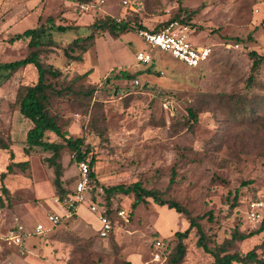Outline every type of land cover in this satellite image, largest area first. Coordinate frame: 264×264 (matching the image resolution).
Returning <instances> with one entry per match:
<instances>
[{
  "label": "rangeland",
  "instance_id": "rangeland-1",
  "mask_svg": "<svg viewBox=\"0 0 264 264\" xmlns=\"http://www.w3.org/2000/svg\"><path fill=\"white\" fill-rule=\"evenodd\" d=\"M120 1L91 0L82 9L73 0H0V63L26 55L25 43L9 45L4 34L7 26L17 21L8 34L47 24L48 19L64 26L75 25L78 20L90 24L105 16L134 18L153 30L175 16L185 17L183 8L195 12L189 20L193 28L186 26L188 38L195 46L212 49L210 59L198 69L185 67L158 49L154 50L156 57L150 68L138 64L143 69L137 74L134 68H120L122 64L137 65L135 55L145 47L135 33H128L123 40L100 38L80 62L68 65L71 70L62 67L66 60L58 59L61 51L56 52V57H45L54 59L50 62L60 64L58 67L69 77L90 72L82 84L96 89L87 108L65 98L53 104L54 111L62 125L70 122L64 129L69 137H83L96 156L98 185L93 184L92 190L97 199H101L102 188L138 182L178 202L192 218L200 217L206 236L217 244L229 238L234 228L243 234L256 231L264 219V90H250L247 83L252 64L249 53H264V0H134L128 8ZM89 32L83 27L62 35L54 33V39L66 46ZM128 68L136 77L115 79ZM24 76L30 79L31 74L26 71ZM256 80L264 84V66ZM8 81H3L0 74V88L6 87ZM18 82L8 84L5 96L0 92V131L16 142L12 146L13 162L28 161L29 166L12 168L8 173L6 167L11 161L8 153L0 150V176L6 175L0 180V201L4 204L0 208V264H37L47 256L34 251L41 249L42 253L45 246L50 254L59 255L56 264H168L174 234L184 232L188 221L152 199L132 210L133 196L113 198V207L130 212V220H114L106 239L96 233L80 237L71 217L67 219V206L56 196L54 169L44 161L51 154L35 149L25 157L22 145L17 144L23 140L26 127L10 99L13 90L9 88ZM252 105L258 106L253 116L250 112L240 114L241 107L250 109ZM189 109L195 112L197 121L189 116ZM49 139L56 140L53 135ZM57 163L61 167V184L70 196L78 163L67 148ZM173 171L176 176L169 184ZM244 182L248 184L242 186ZM91 199L92 193L86 192L78 206L90 212ZM234 203L236 207L230 208ZM251 213L256 214L255 220ZM55 215L60 220L50 225L48 217ZM92 221L97 229L98 221ZM37 224L47 228L42 235H34ZM19 225L22 229L18 234L25 237L21 246H15L4 238L11 230L17 232ZM157 242L164 248H157ZM196 242L193 229L184 241L186 254L181 264H214ZM254 248L264 259V231L234 242L231 252L246 254ZM157 252L159 261L154 260Z\"/></svg>",
  "mask_w": 264,
  "mask_h": 264
},
{
  "label": "trees",
  "instance_id": "trees-1",
  "mask_svg": "<svg viewBox=\"0 0 264 264\" xmlns=\"http://www.w3.org/2000/svg\"><path fill=\"white\" fill-rule=\"evenodd\" d=\"M73 2L77 5L88 6L91 0H73ZM183 12L186 13L185 17L175 16L170 21L163 23L158 29H153L152 31L158 32L173 21L185 24L192 29L193 27L192 25H189V20L195 14V12L184 8ZM77 29L78 27L73 26L72 24L61 26L57 25L52 19H48L47 24H41L38 27L27 29L22 33L14 35L8 41L12 44L17 41L28 40L26 55L23 59L9 63H0V74H3V81L9 80V78L15 72L26 67L27 65H32L36 70L37 78L34 84L19 85L16 89L14 105L18 107L19 114L30 123V128L26 132L25 138L21 141V143L17 144L22 145V153L25 157H29V155L34 152L35 149L51 154V156L45 158L44 161L49 167L54 169L55 179L53 184L56 190V196L59 198V201L66 205L69 196V193L63 188L61 184V167L57 163V160L61 156V152L67 148L74 155V161L76 163L79 164L83 161L88 163L89 184L87 192H91L93 195V199H91L90 204H97L99 210H101L104 216L107 218L114 220V218H118L116 217L117 212L119 210H124L113 207V204L111 203L112 199L117 196L130 195L134 197V201L131 204L132 210H134L139 204H145L146 199H152L155 204L159 206H166L169 209L175 210L176 213L182 214L186 217L188 221V228L184 232L178 231L174 234L176 240L173 248L168 254V264L182 263L186 254V246L184 241L188 238L190 232L193 229L196 231L197 236L196 246L202 249L204 253L211 256L214 264H264V259L258 257L256 248L250 250L246 254H241L237 251L231 252L234 242L244 241L247 238L262 233L264 231V219L261 221L260 226L256 231L249 234H243L238 228H234L230 232L229 238L224 239L222 243L217 244L215 241H212L206 236V233L199 224L200 217L192 218L187 210L178 202L172 199H167L160 191L155 189H145L138 182L129 185L118 184L102 188L101 199H97L94 190H92L93 184H95L94 187L98 185L97 174L95 172L96 156L89 145L85 143V139L83 137H69L68 132L64 129L70 126V122L66 121L62 125L60 122V117L54 111L55 106H53V104L58 100L68 98L71 99L72 102H78L79 104H82L83 107L87 108L91 103L96 89L93 86L84 88L82 82L85 81L91 74L90 72H86L80 75L78 73L71 72L75 74H72V76L69 77L68 74L64 73L60 67L49 63L45 57L56 53L59 50L65 57L66 64L68 66L71 63L80 62L83 56L95 46L96 41L100 38L121 40V37L127 35L128 33L136 34V30L148 28H145L139 24L134 18L118 19L105 16L94 20L91 25L87 26V29L90 31L87 36L77 37L66 46H61L54 39V33L64 34ZM235 41L240 42L239 39H235ZM234 45L238 44L234 43ZM147 49V52H149V54L151 52L152 54L156 48H151L148 46ZM151 56L152 62H154L155 55L152 54ZM170 57L173 58L172 56ZM249 58L252 64L247 86L250 88V90L253 88H260L261 90H264V84L262 82L258 83L256 80V76L260 68L264 66V53L260 54L257 52H250ZM204 63L193 69L200 68ZM153 64L154 63L148 64L146 68H150ZM126 70L129 71V68L121 70L122 73L120 72L119 76L115 77V79L121 80L136 77L134 74H131L130 71V74L127 73L128 71ZM137 73H139V71L135 74ZM259 99H261V101L263 100L262 98ZM261 101L258 103L262 104ZM257 109L258 106L255 107L254 105H252L250 109L241 107L240 114L244 115L246 114L245 112H250L249 115L253 116V114L257 112ZM188 111L189 116L192 117L194 121H197L195 112L192 109H189ZM93 129L96 130L97 127H93ZM49 135L55 136L56 140L51 141V139H49ZM58 139L61 140L62 143H59ZM15 143L16 142L12 140V137L9 134L5 138L0 131V150L8 153L9 159L11 161L6 167L8 173L12 172V168L25 169L29 166L28 161L18 163L13 162L14 152L12 151V146H14ZM5 176V173L1 174V182L5 179ZM175 176L176 175L173 171L171 173L169 184L174 182ZM247 184V182H244L242 183V186H246ZM2 191L3 193L7 194L5 189H2ZM234 200H236V198H234ZM6 207H10L9 202H7ZM77 207L78 204L75 203L70 208L73 217L75 216L74 209ZM235 207L236 205L234 203L230 208L234 209ZM0 208H4L2 201H0ZM130 215V212H128L129 220ZM208 218H212L211 213H209ZM43 227L46 231V226L43 225ZM18 232L19 231H17V233ZM19 235L23 242L25 234L21 235L19 233ZM75 241H79V239H76ZM80 243H82V240ZM160 247L161 249L164 248L163 245Z\"/></svg>",
  "mask_w": 264,
  "mask_h": 264
},
{
  "label": "built area",
  "instance_id": "built-area-1",
  "mask_svg": "<svg viewBox=\"0 0 264 264\" xmlns=\"http://www.w3.org/2000/svg\"><path fill=\"white\" fill-rule=\"evenodd\" d=\"M120 2L121 6L124 8L131 7L134 4L133 0H121ZM81 8L85 9L86 6L82 5ZM186 26L187 25L180 22L173 21L158 32H153L150 29H138L136 30V34L146 45L150 46L151 48H156L167 53L189 68H196L210 59L212 55V49L207 46L193 45L188 38ZM136 60L139 63L150 64L152 62V57L147 52H140L136 55ZM136 84H138V82H136ZM88 184L89 165L87 162L83 161L78 164V180L75 183L73 193L68 197L66 202V208L68 209L67 217L72 216L70 208L73 206V204L82 202L83 195L88 191ZM256 205L259 204H252L251 206L254 207ZM90 211L96 214L100 222V229L98 231L100 238H108L111 231L113 230V220L104 216L102 211L99 210L97 204L91 203ZM255 215V213H251L250 217L252 220H255ZM116 217H118L122 222L129 221L128 212L125 210H119L116 214ZM59 220L60 217L57 215L48 217V222L52 225L57 224ZM21 229V226L17 227V231H20ZM44 232L45 229L42 224H37L35 226V235H41ZM4 239L10 244L16 246L20 245L22 242L20 235L13 230H11L8 236ZM155 245L157 248L161 246L159 242H157ZM154 255V260L159 261V252L155 253Z\"/></svg>",
  "mask_w": 264,
  "mask_h": 264
},
{
  "label": "crops",
  "instance_id": "crops-1",
  "mask_svg": "<svg viewBox=\"0 0 264 264\" xmlns=\"http://www.w3.org/2000/svg\"><path fill=\"white\" fill-rule=\"evenodd\" d=\"M26 19H28V18H24V19H22V20H26ZM22 20H20V21H22ZM75 19H73V21H74ZM17 22H19V21H17ZM17 22H14V23H11V25L9 24V26H7V31H6V33H4L5 34V36L7 37L6 38V40H7V43L9 44V45H20V44H24L25 43V45H23L24 46V48H26L27 47V44H28V40H21V41H17V42H14V43H9L8 41L14 36V35H16V34H19V33H22V32H19V33H14V34H8V32H10V30H12L13 29V26L14 25H16L17 24ZM9 23V22H8ZM57 25H59V23H56ZM88 25H91V23L90 24H82L81 23V20H78V21H76V24L75 25H73V26H76V27H78V28H87V26ZM34 28V27H33ZM30 29H32V28H30ZM27 30V29H26ZM25 31V30H24ZM59 34V33H58ZM60 35H62V34H60ZM126 36V35H125ZM124 38H126V37H121V40H123ZM140 39V38H139ZM99 40V39H98ZM110 40V39H109ZM127 43H131V41L130 40H128V41H126ZM144 43V42H143ZM144 45H145V47L142 49V50H139L138 52H137V54L138 53H140V52H143V53H145V52H147V48H148V46L144 43ZM208 47V46H207ZM94 48V47H93ZM92 48V49H93ZM91 49V50H92ZM90 50V51H91ZM60 51H57V53H59ZM154 52V51H153ZM147 53H149V52H147ZM61 54V53H60ZM136 54V55H137ZM152 54H154V53H152ZM151 54V52H150V55H152ZM166 54V53H165ZM135 55V56H136ZM167 55V54H166ZM51 56H55L56 57V53H53V54H51ZM25 57V56H24ZM24 57H21V58H17V59H23ZM62 57H64L62 54H61V57L60 58H58L59 60L62 58ZM152 57V56H151ZM156 57V56H155ZM154 57V58H155ZM65 58V57H64ZM157 58H159V57H157ZM50 60H54V59H49L48 61H49V63H51L52 65H55V66H61L60 64H53L52 62H50ZM13 61H16V59L15 60H13ZM9 62H12V60L11 61H7V62H4V63H9ZM60 62V61H59ZM136 63H137V65L135 64H122V66L120 67V68H122V67H125V66H128L129 68H134L133 70L134 71H140V70H142L143 68H146V66L148 65V64H143V63H139V62H137V60H136ZM151 63H154V62H151ZM61 64H63V66L62 67H65L66 68V70L68 69V70H71L70 69V66H67V64H66V62H62ZM138 64H143V65H145V67H143V68H139L138 67ZM185 66V65H184ZM186 67V66H185ZM189 68V67H188ZM26 71H29L30 72V74H31V77H30V79H25L24 77V75H25V72ZM71 72H77V71H71ZM22 76H24V77H22ZM36 78H37V74H36V70H35V68L32 66V65H27L26 67H24V68H21V69H19L17 72H15L9 79H11V80H7L8 82H6L5 84L7 85L6 87L5 86H3V88H0V92H3L2 94L5 96V94H6V90H5V88L6 89H8V84H10L11 82H18L16 85H15V87H12V88H9V89H12L13 91L10 93V99H15V93H16V89H17V87L19 86V85H30L31 83H35L36 82ZM1 94V95H2ZM14 102V101H13ZM21 117V116H20ZM22 118V117H21ZM21 121H22V123H23V125H25V131L27 132L28 131V129L30 128V123L28 124V123H26L25 122V119H20ZM27 121V120H26ZM17 128H18V125H17V123L15 124V131L17 130ZM11 133H14V132H11ZM26 135V134H25ZM25 135L23 136V138L22 139H24L25 138ZM55 207H57V206H55ZM58 212H60V213H62V211L61 210H57ZM75 214V216L73 217V216H71V219L73 220V228L75 227L76 228V230H77V232H78V234H80V237L81 238H88V237H90V236H92L93 234H95L96 233V235L100 238V236H99V233H98V231H99V229H100V222H99V220H98V218H97V216L95 215V214H93L91 211L89 212L86 208L84 209L81 205L80 206H78V208H77V211H76V213H74ZM62 215H64V209H63V214ZM95 217V218H94ZM67 219H70V217H67ZM96 220V222L97 223H99L98 224V227H97V229H95L94 227H93V225H92V223L91 222H93L92 220ZM114 220H118L119 222H121V220L120 219H114ZM114 220H113V222H114ZM20 226V225H19ZM92 231V232H91ZM35 235V234H34ZM32 239H34V237L32 238ZM102 239V238H101ZM31 240V239H30ZM22 243V242H21ZM24 243H26V241L24 242ZM30 244V243H29ZM22 244H20V246H21ZM24 245V244H23ZM16 246V245H15ZM19 246V245H18ZM40 250V251H39ZM39 250H37V252L36 251H34L35 253H37V254H41L42 256H47V257H44V260H39V261H36L37 262V264H56L55 263V260H56V258H57V256H59V255H55V254H50V249L47 247V246H45V248H44V250H43V252L41 253V249H39ZM31 252V251H30ZM30 252H28V253H30ZM19 264H21V263H19ZM28 264V263H27Z\"/></svg>",
  "mask_w": 264,
  "mask_h": 264
},
{
  "label": "water",
  "instance_id": "water-1",
  "mask_svg": "<svg viewBox=\"0 0 264 264\" xmlns=\"http://www.w3.org/2000/svg\"><path fill=\"white\" fill-rule=\"evenodd\" d=\"M116 94V93H115Z\"/></svg>",
  "mask_w": 264,
  "mask_h": 264
}]
</instances>
